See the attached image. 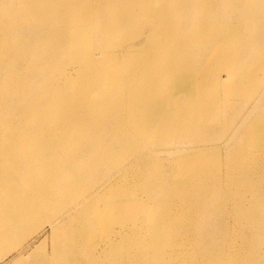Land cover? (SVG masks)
I'll return each instance as SVG.
<instances>
[{"label": "bare ground", "instance_id": "1", "mask_svg": "<svg viewBox=\"0 0 264 264\" xmlns=\"http://www.w3.org/2000/svg\"><path fill=\"white\" fill-rule=\"evenodd\" d=\"M263 67L264 0H0V255L49 226L50 253L19 264H264ZM217 77L235 108L261 89L223 174L198 144ZM185 131L198 145L148 164ZM98 133L130 149L101 191L72 173Z\"/></svg>", "mask_w": 264, "mask_h": 264}, {"label": "rangeland", "instance_id": "2", "mask_svg": "<svg viewBox=\"0 0 264 264\" xmlns=\"http://www.w3.org/2000/svg\"><path fill=\"white\" fill-rule=\"evenodd\" d=\"M260 20L261 19L259 17H257L254 20L255 24L260 25L259 24ZM253 31L254 30L251 28L249 30H247L248 36L251 35L253 33ZM218 60H220V59H218ZM262 69H264V67ZM243 70H245L247 72L249 70V68L246 67ZM238 71H240V70H238ZM261 73L262 72H260V74ZM258 76H260V78H262V79L264 78L263 74L258 75ZM219 80L221 81V83L216 84L217 89H218L220 84H222V86L224 85V87L221 88L222 92L218 93L219 95L221 94V96H219L221 98L214 97L212 99H208L205 101V103H203L202 107H200V115L198 116L197 120L200 122L201 127L207 126L204 129H206V131H207V132H205V135L206 134H208V135L204 136L203 140L200 139L202 141L198 140V141H200V143L198 142V144H200L203 147H204L203 144H206L209 147L217 149L218 152L220 151L221 157H222L221 158L222 165L223 164L224 165L222 166V169L220 170L219 173L223 174L226 171L227 164L231 160L236 161V159H238V156H239V153L235 152V151L233 152V155L229 154V152H230V149H228L229 144L225 145L224 141L227 140L226 137L228 136V134L231 133V131L233 130V127L236 125V123H237L236 119L240 118V114L244 113L246 108L253 101L255 103L256 99L259 96L258 94H260L261 89L260 90L252 89L254 87H252L250 85V82H248L247 85L243 86V89H245L247 87L248 94L250 96L247 99H245L246 102L242 103L240 107H239V105H237L236 107H238V108H235V107H233L234 104L232 102H226L227 99H231V100L237 99L238 100V99L243 97V95H241V94L231 95V93H229V87L233 83V81H235V80L226 79L223 81V80H221V78L217 77L216 81H219ZM261 85H263V84H261ZM251 90H252V94H251ZM186 92L187 93H185V94H187L188 97L191 96L192 94L194 95V93H195L193 88L192 89L189 88ZM225 95H228V98L223 97ZM181 103H183V104H181ZM220 103H223L224 105H219ZM179 104H181L184 109L189 108V106L186 105L185 101H180ZM189 109L193 110L194 108H189ZM219 111H222L224 113V118H219ZM231 116L235 117L234 118L235 120L234 119L229 120ZM211 118H212V120L210 121ZM197 120H196V122L198 123ZM85 128L88 129V127H85ZM222 130H224V131H222ZM187 132H190V131H185L184 133L181 132V134H185ZM98 134H94L93 136H90L91 134H88L87 136L81 135L80 137H78V139L76 141H74L72 143L74 150L77 148H81L83 145H85L86 147L88 146V148L90 149L88 152H86L85 156H81L79 154L80 155L79 157H75V165H74L75 167L73 168L74 170L72 171L73 177H76L79 182L82 181V182L86 183L87 185H93L95 187V191H97V190L101 191L108 184V182L114 180L117 177V173L119 172L117 170L119 163L124 161V158H126L125 156L122 157L123 153L130 150L128 148V146H126V145H122V146L120 145L117 147L116 145H119V144H117V139H115L114 137L113 138H107V137L105 138L102 135V133H98ZM174 134H176V136H177V132H174ZM195 138H196L195 133H191V135L189 136V140H187V139L182 140V141L173 140L172 142H174V143L169 146L171 148V149H169L170 151L168 150L167 152L166 151L162 152V150H156V152H154L152 154L151 158L148 157L149 158L147 161L148 164L150 165L154 161H157V163L160 161V163L158 165L170 164L169 160L172 158V156L177 154L176 152H178L179 148L182 147V149H183L182 151H184V149L186 150V149H189V148H192V147L198 145V144H196L197 140H195ZM132 140L135 141L134 138ZM235 145L236 144H234L233 147ZM217 146H219V147L217 148ZM162 147H164V145ZM144 149L146 150L147 148L145 147ZM204 150H208V148L203 149L202 151H204ZM221 150H222V152H221ZM72 154L73 153L67 155V153L64 151L59 156L58 159L70 156ZM230 156H232V157L229 160ZM208 157L212 158L213 156L210 155ZM163 161H164V163H163ZM195 161L196 160H193L191 162L192 165L190 164V166H194L196 164ZM134 167H136V166H134ZM141 167H142V165H138V167L135 168V170H133L131 172V174L132 173L136 174L139 170L141 171L142 170ZM132 176L133 175H130L126 179L124 178L125 179L124 181L122 180L123 182L126 181L125 182L126 184L129 183V187L133 184V182L135 183V180L133 179L134 176L133 177ZM223 176H225V175H223ZM23 179L26 181L27 180L26 176H24ZM129 180H131V181H129ZM132 180H133V182H132ZM122 181H121V183H123ZM135 185H136V183L133 184L132 186L135 187ZM111 196H112L111 193L108 194L107 199L111 198ZM139 206H141V205H139ZM142 208L143 207H141L140 210H138V211H142ZM111 235H112V233L110 234V236ZM59 237H60L59 235L56 236V238H59ZM51 243H52L51 228L49 226H44L42 229L39 230V232L35 233L30 238H28V240H26L18 249L11 252L10 255H6L5 253H7V252L0 255V264H19L17 260H19V258H21V256L25 257V256H29L30 254H31L32 259L30 258L29 260L36 261V260L42 258L45 253H48V254L50 253V251H51V245L50 244Z\"/></svg>", "mask_w": 264, "mask_h": 264}]
</instances>
